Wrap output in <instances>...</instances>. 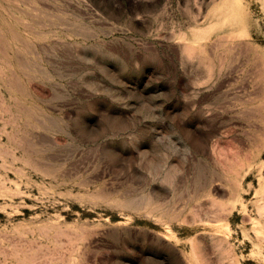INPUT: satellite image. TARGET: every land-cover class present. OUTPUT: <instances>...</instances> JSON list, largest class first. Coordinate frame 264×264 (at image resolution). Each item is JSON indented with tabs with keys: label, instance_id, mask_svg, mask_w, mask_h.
<instances>
[{
	"label": "rangeland",
	"instance_id": "rangeland-1",
	"mask_svg": "<svg viewBox=\"0 0 264 264\" xmlns=\"http://www.w3.org/2000/svg\"><path fill=\"white\" fill-rule=\"evenodd\" d=\"M0 264H264V0H0Z\"/></svg>",
	"mask_w": 264,
	"mask_h": 264
}]
</instances>
